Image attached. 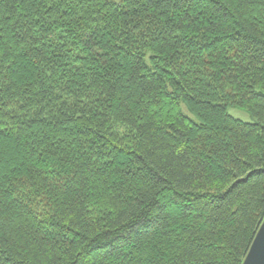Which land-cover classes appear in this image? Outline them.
<instances>
[{
  "label": "trees",
  "instance_id": "trees-1",
  "mask_svg": "<svg viewBox=\"0 0 264 264\" xmlns=\"http://www.w3.org/2000/svg\"><path fill=\"white\" fill-rule=\"evenodd\" d=\"M262 165L264 0H0V264H242Z\"/></svg>",
  "mask_w": 264,
  "mask_h": 264
},
{
  "label": "water",
  "instance_id": "water-1",
  "mask_svg": "<svg viewBox=\"0 0 264 264\" xmlns=\"http://www.w3.org/2000/svg\"><path fill=\"white\" fill-rule=\"evenodd\" d=\"M242 264H264V221Z\"/></svg>",
  "mask_w": 264,
  "mask_h": 264
},
{
  "label": "rangeland",
  "instance_id": "rangeland-1",
  "mask_svg": "<svg viewBox=\"0 0 264 264\" xmlns=\"http://www.w3.org/2000/svg\"><path fill=\"white\" fill-rule=\"evenodd\" d=\"M229 112L231 113V114H233L234 116H236V117H238V118H240V119H242V120H244V121H251L252 120V118H251V116L249 115V113L248 112H246L245 110H243V109H240V108H237V107H233V108H230L229 109Z\"/></svg>",
  "mask_w": 264,
  "mask_h": 264
},
{
  "label": "snow or ice",
  "instance_id": "snow-or-ice-1",
  "mask_svg": "<svg viewBox=\"0 0 264 264\" xmlns=\"http://www.w3.org/2000/svg\"><path fill=\"white\" fill-rule=\"evenodd\" d=\"M262 166H264V165H262Z\"/></svg>",
  "mask_w": 264,
  "mask_h": 264
}]
</instances>
